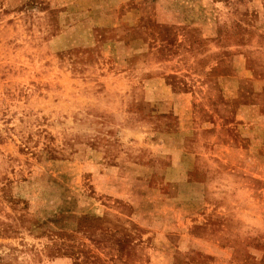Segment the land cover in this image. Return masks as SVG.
I'll return each instance as SVG.
<instances>
[{
    "label": "rangeland",
    "instance_id": "374dc122",
    "mask_svg": "<svg viewBox=\"0 0 264 264\" xmlns=\"http://www.w3.org/2000/svg\"><path fill=\"white\" fill-rule=\"evenodd\" d=\"M0 264H264V0H0Z\"/></svg>",
    "mask_w": 264,
    "mask_h": 264
}]
</instances>
